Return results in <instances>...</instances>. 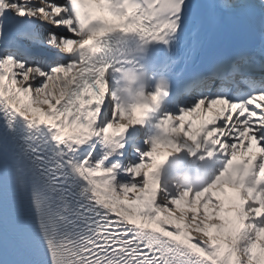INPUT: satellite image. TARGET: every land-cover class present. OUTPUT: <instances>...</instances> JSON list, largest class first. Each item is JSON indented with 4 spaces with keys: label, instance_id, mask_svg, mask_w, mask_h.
Listing matches in <instances>:
<instances>
[{
    "label": "snow or ice",
    "instance_id": "snow-or-ice-1",
    "mask_svg": "<svg viewBox=\"0 0 264 264\" xmlns=\"http://www.w3.org/2000/svg\"><path fill=\"white\" fill-rule=\"evenodd\" d=\"M0 264H264V0H0Z\"/></svg>",
    "mask_w": 264,
    "mask_h": 264
},
{
    "label": "bare ground",
    "instance_id": "bare-ground-1",
    "mask_svg": "<svg viewBox=\"0 0 264 264\" xmlns=\"http://www.w3.org/2000/svg\"><path fill=\"white\" fill-rule=\"evenodd\" d=\"M114 19L116 20V18H114V17H112V16H110V17L107 18L108 21H112V20H114Z\"/></svg>",
    "mask_w": 264,
    "mask_h": 264
}]
</instances>
